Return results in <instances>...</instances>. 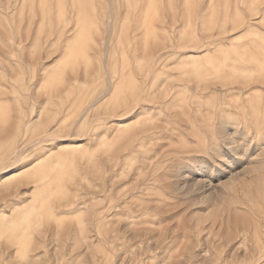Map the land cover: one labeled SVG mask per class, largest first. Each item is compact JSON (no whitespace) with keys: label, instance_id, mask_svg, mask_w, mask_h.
<instances>
[{"label":"rangeland","instance_id":"374dc122","mask_svg":"<svg viewBox=\"0 0 264 264\" xmlns=\"http://www.w3.org/2000/svg\"><path fill=\"white\" fill-rule=\"evenodd\" d=\"M0 177V264H264V0H0Z\"/></svg>","mask_w":264,"mask_h":264},{"label":"snow or ice","instance_id":"6c2138e0","mask_svg":"<svg viewBox=\"0 0 264 264\" xmlns=\"http://www.w3.org/2000/svg\"><path fill=\"white\" fill-rule=\"evenodd\" d=\"M233 131L234 129L228 124H225L220 129L221 139H220V143L218 145L217 151H219L222 156L229 154L228 145L233 144L232 135H231ZM237 140H239V137H237ZM245 146L246 145H241L239 150L243 151ZM209 163H211V161H209ZM0 179H3V178L0 177Z\"/></svg>","mask_w":264,"mask_h":264},{"label":"bare ground","instance_id":"6f19581e","mask_svg":"<svg viewBox=\"0 0 264 264\" xmlns=\"http://www.w3.org/2000/svg\"><path fill=\"white\" fill-rule=\"evenodd\" d=\"M104 61H105V60H104ZM104 69H105V67H104ZM105 71H106V69H105ZM106 74H108V73H106ZM108 92H109V90H108ZM140 93H141V92H140ZM103 98H105V97H103ZM103 98H102V99H103ZM98 101H99V100H98ZM98 101H97V102H98ZM100 101H101V100H100ZM139 103H140V100H138V102H137L138 107H139V105H140ZM92 104H95V103H92ZM144 108H145V107H144ZM139 109H140V107H139ZM143 110H144V109H143ZM229 149L231 150L232 148H229ZM231 151H232V150H231ZM216 152H217V151H216ZM213 153H214V152H213ZM231 153H232V152H231ZM19 159H20V158H19ZM17 161H18V160H17ZM206 197H207V196H206ZM204 200H205L206 202H209V201H210L209 199H206V198H205ZM204 203H205V202H204Z\"/></svg>","mask_w":264,"mask_h":264}]
</instances>
